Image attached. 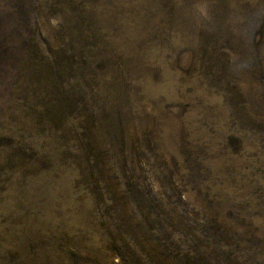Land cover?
Returning a JSON list of instances; mask_svg holds the SVG:
<instances>
[{
    "label": "rangeland",
    "instance_id": "374dc122",
    "mask_svg": "<svg viewBox=\"0 0 264 264\" xmlns=\"http://www.w3.org/2000/svg\"><path fill=\"white\" fill-rule=\"evenodd\" d=\"M0 264H264V0H0Z\"/></svg>",
    "mask_w": 264,
    "mask_h": 264
}]
</instances>
